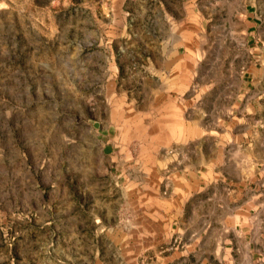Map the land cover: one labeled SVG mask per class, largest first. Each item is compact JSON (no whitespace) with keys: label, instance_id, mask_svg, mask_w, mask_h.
Here are the masks:
<instances>
[{"label":"rangeland","instance_id":"obj_1","mask_svg":"<svg viewBox=\"0 0 264 264\" xmlns=\"http://www.w3.org/2000/svg\"><path fill=\"white\" fill-rule=\"evenodd\" d=\"M204 1L0 0V264H165L166 181L264 144V99L236 117L241 36L200 34Z\"/></svg>","mask_w":264,"mask_h":264},{"label":"crops","instance_id":"obj_2","mask_svg":"<svg viewBox=\"0 0 264 264\" xmlns=\"http://www.w3.org/2000/svg\"><path fill=\"white\" fill-rule=\"evenodd\" d=\"M204 3L210 6L193 2L191 12L196 10L207 18L214 15L220 19H205V30L200 34L241 36V55L245 54L246 59L239 63L236 117L243 121L256 119L264 99H259L264 97V89H257L254 79L259 70L264 72V0H243L236 10L222 0ZM216 24L218 31L214 33ZM248 129H253L252 122L249 127L242 122L235 132L245 133ZM261 149L264 144L249 137L231 156L223 159L202 153L201 161L186 165L166 181L172 203L167 217L177 245L160 257L163 263L264 264V154L258 155Z\"/></svg>","mask_w":264,"mask_h":264}]
</instances>
